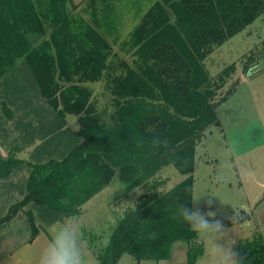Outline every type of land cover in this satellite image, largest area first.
Returning <instances> with one entry per match:
<instances>
[{
    "label": "trees",
    "instance_id": "16d2710c",
    "mask_svg": "<svg viewBox=\"0 0 264 264\" xmlns=\"http://www.w3.org/2000/svg\"><path fill=\"white\" fill-rule=\"evenodd\" d=\"M86 1L99 3L98 23L70 0H0V227L25 218L33 240L81 216L118 174L125 194L146 191L117 221L100 264L126 254L170 260L178 242L195 264L203 242L176 208L193 209L197 147L221 127L217 108L240 84L236 63L212 77L205 61L264 16V0ZM128 12L131 29L122 28ZM246 55L244 77L261 74L264 40ZM156 137L167 147L153 146ZM172 167L185 179L162 190L160 173ZM239 214L238 223L251 219ZM237 253L264 264V235L241 241Z\"/></svg>",
    "mask_w": 264,
    "mask_h": 264
},
{
    "label": "rangeland",
    "instance_id": "374dc122",
    "mask_svg": "<svg viewBox=\"0 0 264 264\" xmlns=\"http://www.w3.org/2000/svg\"><path fill=\"white\" fill-rule=\"evenodd\" d=\"M78 1L70 0L68 6L72 8ZM263 40L264 16L255 21L244 32L230 39L229 42L206 59L205 65L210 75L212 77L216 76L225 67L236 63L237 71L234 75V83L237 78L242 76V65L245 62L244 57L247 56L246 54L250 53L255 45L262 43ZM259 75L264 77V70ZM243 78V81L247 80L244 75ZM243 81H241L238 88V94L217 108V114L221 118V127H213L206 132L205 138L200 142L202 145L199 146L197 151L194 172V189L199 194L217 196H205L199 202H193L194 210L199 207L202 212L217 211L215 219L221 220L227 228L232 227L230 217L234 213L240 219L243 216L239 214L240 212H246L251 216L250 220L236 223L229 233V237L236 242L231 245L235 252H237L241 241L252 239L256 234L264 235V149H251L254 144L264 141V133L262 129L259 131V127H257L254 132L256 137L251 135L249 141L246 140L249 134L247 121L250 118L251 122L256 123L258 112L253 109L244 110L246 109L244 104L247 101L243 102V96L246 93L247 84L242 83ZM233 83L223 91L226 92ZM258 116L260 115L258 114ZM67 119L73 129H80L77 117L74 114L67 115ZM234 140L239 143L238 150L226 157V152ZM18 157L28 159V152L20 153ZM226 158L230 164L229 168L222 167V161ZM221 173L227 176L225 182L218 181V176ZM158 179L163 183L160 189L169 191V189L182 182L185 175L172 167L161 172ZM125 190V184L116 174L111 184L102 193L86 203L83 214L78 216L83 225L85 253L93 264H100L98 256L105 251L104 249L109 244L117 221L128 208L133 207L137 198L146 191L140 188L125 194ZM208 199L212 200L211 209L208 208L206 203ZM58 223L48 228L49 235ZM8 225H14V223L9 222L6 226L8 227ZM22 226L28 234L30 233L31 237L32 232L29 224L26 222ZM45 235H42L37 241V246L43 247L50 239L49 235H47L48 237ZM187 250L188 245L185 242H178L174 245V253L170 260L142 261L138 263L126 254L121 258L119 264H189ZM8 256L10 255H6V257ZM203 256L195 264H205Z\"/></svg>",
    "mask_w": 264,
    "mask_h": 264
},
{
    "label": "clouds",
    "instance_id": "9594fccd",
    "mask_svg": "<svg viewBox=\"0 0 264 264\" xmlns=\"http://www.w3.org/2000/svg\"><path fill=\"white\" fill-rule=\"evenodd\" d=\"M257 67L249 66V73L254 74ZM151 143L153 146L167 147V141L159 137L153 138ZM238 147V141H232L226 152V157L234 154ZM222 167H230L227 158L222 161ZM226 180L227 176L224 173L218 176L219 182ZM205 196L217 197L212 194H199L193 189L190 198L194 203H197ZM206 203L211 209L212 200L208 199ZM216 216L217 211L202 212L199 207L193 210L182 202L176 208V218L182 221L203 242L205 264H245L244 258L231 247L236 242L229 237V233L233 226L239 222L240 217L234 213L230 217L232 227L227 228L221 220L215 219ZM37 264H93L85 253L83 225L79 217L68 216L51 230L50 239L40 250Z\"/></svg>",
    "mask_w": 264,
    "mask_h": 264
},
{
    "label": "crops",
    "instance_id": "0c3cea01",
    "mask_svg": "<svg viewBox=\"0 0 264 264\" xmlns=\"http://www.w3.org/2000/svg\"><path fill=\"white\" fill-rule=\"evenodd\" d=\"M78 7L75 12L76 14H79L80 17H83L86 20H89L92 18V20H95L98 23L96 17L97 13V8L99 6V3H94V2H88L86 0H79L78 3L76 4ZM136 10V9H135ZM134 10V15H136V12ZM129 14L128 19H131V13L128 12ZM91 20V21H92ZM132 23H129L127 26L122 25V28L124 27L125 29L133 28L137 21L136 20H129ZM122 22V21H120ZM124 24V23H122ZM108 30L111 31L109 28ZM115 35V34H114ZM113 38V37H111ZM112 42H116L117 39L114 38V40H111ZM121 40L119 39L117 42H120ZM260 41V40H259ZM241 81H243V74L241 78H237ZM236 79V80H237ZM247 80H244L242 83L247 84V90L246 93L243 96V102H246L244 104V107L246 109L244 110H255L258 112L256 115V123L251 122L250 118L248 119V139L249 141L250 136L253 135V137H256L254 135V132L257 127H259V131L264 133V77L262 76H256L253 78H246ZM239 84V86H240ZM238 86V88H239ZM238 88L237 90L229 97V100L226 102L230 101L232 98H234L238 94ZM202 144L198 145L197 151L199 149V146ZM254 150H261L264 149V141L260 142L259 144H254V147L251 148ZM197 158V155H196ZM10 222L14 223V225H2L0 227V264H37L38 261V256L40 253V250L43 248L41 246H37L36 243L37 241L41 238L42 235H49L48 232H40L37 237H35L33 240H30V233L28 234L26 229L22 226L25 222V218L21 217H16L15 219L11 220ZM50 236V235H49ZM48 237V236H47ZM6 255H10L6 257Z\"/></svg>",
    "mask_w": 264,
    "mask_h": 264
}]
</instances>
